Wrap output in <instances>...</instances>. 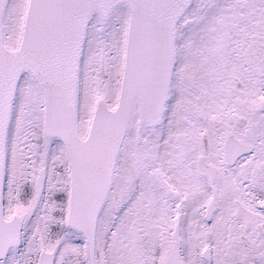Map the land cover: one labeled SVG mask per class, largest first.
Returning a JSON list of instances; mask_svg holds the SVG:
<instances>
[{
  "label": "snow or ice",
  "instance_id": "snow-or-ice-1",
  "mask_svg": "<svg viewBox=\"0 0 264 264\" xmlns=\"http://www.w3.org/2000/svg\"><path fill=\"white\" fill-rule=\"evenodd\" d=\"M0 264H264V0H0Z\"/></svg>",
  "mask_w": 264,
  "mask_h": 264
}]
</instances>
